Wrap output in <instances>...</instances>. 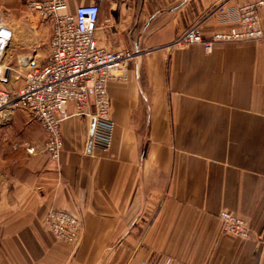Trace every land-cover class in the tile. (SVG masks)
Listing matches in <instances>:
<instances>
[{
  "label": "crops",
  "instance_id": "1",
  "mask_svg": "<svg viewBox=\"0 0 264 264\" xmlns=\"http://www.w3.org/2000/svg\"><path fill=\"white\" fill-rule=\"evenodd\" d=\"M29 1L42 0H0L11 92L49 53L50 24ZM65 1L69 14L97 4L98 46L134 56L106 86V151L89 148L91 119L72 105L57 161L25 111L0 114V264H264V7L261 40L205 52L173 42L193 25L204 40L238 28L217 9L251 0ZM51 208L77 217L78 244L45 228ZM221 212L250 238L222 233Z\"/></svg>",
  "mask_w": 264,
  "mask_h": 264
},
{
  "label": "built area",
  "instance_id": "2",
  "mask_svg": "<svg viewBox=\"0 0 264 264\" xmlns=\"http://www.w3.org/2000/svg\"><path fill=\"white\" fill-rule=\"evenodd\" d=\"M263 7L264 0H251L228 10L221 6L217 9L220 21L236 23L238 28L217 32L204 40L198 25H193L173 42V46L200 44L205 52H210L223 43L261 40L259 10ZM27 10L50 24L49 53L43 63H28L22 87L8 91L4 86L8 84L9 76L2 59L12 39V31L0 25V114L25 111L44 132L42 150L52 161H57L62 150L60 125L71 115L67 108L72 105L76 114L93 120L89 148L106 151L113 131L106 86L115 79L114 72L124 67L134 53L108 51L98 46L95 38L99 18L97 4L78 6L73 14H69L65 0L29 1ZM25 150L29 155L36 152L28 145ZM219 219L222 233L244 240L250 238L242 218L221 212ZM44 223L58 240L76 244L80 239V223L67 211L49 209Z\"/></svg>",
  "mask_w": 264,
  "mask_h": 264
},
{
  "label": "rangeland",
  "instance_id": "3",
  "mask_svg": "<svg viewBox=\"0 0 264 264\" xmlns=\"http://www.w3.org/2000/svg\"><path fill=\"white\" fill-rule=\"evenodd\" d=\"M46 52V51H45ZM14 80H12V82H13ZM46 215V214H45ZM45 217V216H44ZM43 225L45 226V228L50 232V230H49V228L45 225V223H44V219H43ZM51 233V232H50ZM51 235L53 236V234L51 233ZM53 238L57 241L58 239H56L54 236H53ZM80 240V239H79ZM58 241H61V240H58ZM61 242H63V241H61ZM79 242V241H78ZM78 242L76 243V244H78ZM63 243H66V242H63ZM66 244H68V245H71V246H75L76 244H69V243H66Z\"/></svg>",
  "mask_w": 264,
  "mask_h": 264
},
{
  "label": "water",
  "instance_id": "4",
  "mask_svg": "<svg viewBox=\"0 0 264 264\" xmlns=\"http://www.w3.org/2000/svg\"><path fill=\"white\" fill-rule=\"evenodd\" d=\"M92 128H93V120H91V128H90L89 143L88 144H90Z\"/></svg>",
  "mask_w": 264,
  "mask_h": 264
}]
</instances>
